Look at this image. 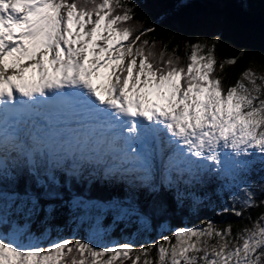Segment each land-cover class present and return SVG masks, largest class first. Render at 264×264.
I'll list each match as a JSON object with an SVG mask.
<instances>
[{"label": "snow or ice", "instance_id": "1", "mask_svg": "<svg viewBox=\"0 0 264 264\" xmlns=\"http://www.w3.org/2000/svg\"><path fill=\"white\" fill-rule=\"evenodd\" d=\"M139 6L0 0V264H264V210L245 217L264 208V75L224 88L214 44H191L186 64L146 50L155 24L126 26ZM190 6L163 0L161 18ZM256 166L259 193L244 179ZM217 181L228 199L214 204ZM204 200L252 227L171 225ZM105 215L132 231L62 235Z\"/></svg>", "mask_w": 264, "mask_h": 264}, {"label": "trees", "instance_id": "2", "mask_svg": "<svg viewBox=\"0 0 264 264\" xmlns=\"http://www.w3.org/2000/svg\"><path fill=\"white\" fill-rule=\"evenodd\" d=\"M126 2H138L140 5L133 9L132 19L126 23V26L135 30L155 24L153 32L145 33L137 41L139 44L143 40H148L149 44L145 45L146 50L152 46V42L155 40L152 50L157 55L161 50H164L165 58L168 55H175L180 58L181 64H186L188 62L187 57L191 54V44L199 43L207 46L214 44V56L216 58L214 75L220 77L224 88L235 84L246 69L251 67L264 69V17H262L264 3L261 0H250L246 9L241 7L237 0H191L189 8L178 13L165 15L163 18H161L160 8L163 0H126ZM217 36H219V40H216ZM206 51L205 48L201 54H205ZM233 57L235 62L228 63L227 61ZM221 64L223 67H220ZM261 175L259 166H256L244 177L252 191L257 193H259L258 185L261 183ZM224 183V181H217L215 185L216 194L212 196L214 204H219L221 199H228L227 189L220 190V186ZM243 187V184L239 186L240 189ZM232 192L238 197L243 196L242 191L235 187ZM207 204V200H204L197 206L198 210L173 217L171 225L193 226L211 219L219 228L231 224L233 235L237 230L252 225L246 218L242 219L227 213L223 216L218 215L216 214L219 212L218 207L214 212ZM237 207H239V203H237ZM262 210L264 208L261 206L251 208L245 213V217L250 213L251 217L255 219ZM104 221L107 228H111L110 236L120 241H122L123 235L127 236L132 231L131 229H124L123 223L113 225L110 217L104 218ZM60 227L63 228L62 235L65 237L72 235L73 232H75L76 238L88 236L85 228L89 226L85 220L81 223L76 220L66 221L61 223ZM149 238H156L154 231L137 240V243H142ZM215 242V239H210L209 247ZM151 255L155 259V248ZM142 260L143 257L141 264ZM124 264H130V260H125Z\"/></svg>", "mask_w": 264, "mask_h": 264}, {"label": "rangeland", "instance_id": "3", "mask_svg": "<svg viewBox=\"0 0 264 264\" xmlns=\"http://www.w3.org/2000/svg\"><path fill=\"white\" fill-rule=\"evenodd\" d=\"M126 60L128 59L127 57L125 58ZM252 70L253 73H255L256 77H259V76H262L264 75V69H260L259 67H251L250 68ZM244 83L247 84L248 81L245 79L244 80ZM257 83H260L259 80H257ZM107 217H110V215H105L102 219H100L98 222L95 220V219H91V220H88V219H85V222L88 224L89 227H86L85 228V232L87 235L90 234V232L93 230V229H100V230H103V234H104V239L106 241H120L118 239H115L114 237H111L110 234H109V231L111 230L110 227L107 228L106 224H105V221L103 222L104 218H107ZM80 222V221H79ZM84 222V221H82ZM81 223V222H80ZM111 223H112V219H111ZM117 223H122V222H117ZM249 228L252 227L251 226H248ZM106 232V234H105ZM127 237L126 235L124 236L123 235V238ZM211 248V246L209 247ZM102 259H107V254L106 256H104Z\"/></svg>", "mask_w": 264, "mask_h": 264}]
</instances>
